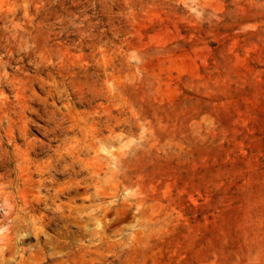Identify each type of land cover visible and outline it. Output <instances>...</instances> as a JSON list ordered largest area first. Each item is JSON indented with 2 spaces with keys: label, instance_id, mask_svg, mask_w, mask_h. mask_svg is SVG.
<instances>
[{
  "label": "rangeland",
  "instance_id": "obj_1",
  "mask_svg": "<svg viewBox=\"0 0 264 264\" xmlns=\"http://www.w3.org/2000/svg\"><path fill=\"white\" fill-rule=\"evenodd\" d=\"M0 264H264V0H0Z\"/></svg>",
  "mask_w": 264,
  "mask_h": 264
},
{
  "label": "bare ground",
  "instance_id": "obj_2",
  "mask_svg": "<svg viewBox=\"0 0 264 264\" xmlns=\"http://www.w3.org/2000/svg\"><path fill=\"white\" fill-rule=\"evenodd\" d=\"M86 149V148H85ZM90 167V166H89ZM65 171V170H64Z\"/></svg>",
  "mask_w": 264,
  "mask_h": 264
}]
</instances>
